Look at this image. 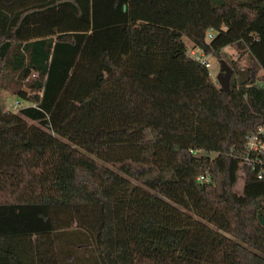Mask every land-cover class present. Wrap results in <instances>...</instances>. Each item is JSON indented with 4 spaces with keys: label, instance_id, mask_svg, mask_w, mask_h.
Returning <instances> with one entry per match:
<instances>
[{
    "label": "trees",
    "instance_id": "1",
    "mask_svg": "<svg viewBox=\"0 0 264 264\" xmlns=\"http://www.w3.org/2000/svg\"><path fill=\"white\" fill-rule=\"evenodd\" d=\"M1 90L0 264H264V0H0Z\"/></svg>",
    "mask_w": 264,
    "mask_h": 264
},
{
    "label": "rangeland",
    "instance_id": "2",
    "mask_svg": "<svg viewBox=\"0 0 264 264\" xmlns=\"http://www.w3.org/2000/svg\"><path fill=\"white\" fill-rule=\"evenodd\" d=\"M212 1L216 4H220L223 2H225V3H227V2H238L241 0H212ZM185 43L187 46L190 45V42L186 39H185ZM221 57L222 58L219 59L214 55L208 56V63H209L208 70L210 73V78L213 80V82H217L216 76L220 70V61L221 60L225 61L228 65L231 62L237 63V67L231 75L232 80L238 81V80L244 78L245 72L243 69L248 64L247 60H245L244 57H239V55L236 53V51L231 46H227V47L223 48V50L221 51ZM18 102H19V100L16 99L15 97H11L7 91H4V90L0 91V106L4 110L15 111L17 108ZM242 183H243V180H242V177L240 174V176L238 177L236 186H235V189L237 192H241Z\"/></svg>",
    "mask_w": 264,
    "mask_h": 264
},
{
    "label": "built area",
    "instance_id": "3",
    "mask_svg": "<svg viewBox=\"0 0 264 264\" xmlns=\"http://www.w3.org/2000/svg\"><path fill=\"white\" fill-rule=\"evenodd\" d=\"M208 36L211 37V34ZM187 48L189 57L200 62L205 67H209V55L203 50L198 49L192 43ZM245 148L246 153L243 156V162L252 167L257 166V176L261 178L264 175V125L259 126L255 132H251L247 136ZM199 179H202V177H199Z\"/></svg>",
    "mask_w": 264,
    "mask_h": 264
},
{
    "label": "water",
    "instance_id": "4",
    "mask_svg": "<svg viewBox=\"0 0 264 264\" xmlns=\"http://www.w3.org/2000/svg\"><path fill=\"white\" fill-rule=\"evenodd\" d=\"M125 9V6H124ZM233 73L232 68L223 60L220 61V70L216 76V81L220 91H228L229 82Z\"/></svg>",
    "mask_w": 264,
    "mask_h": 264
},
{
    "label": "crops",
    "instance_id": "5",
    "mask_svg": "<svg viewBox=\"0 0 264 264\" xmlns=\"http://www.w3.org/2000/svg\"><path fill=\"white\" fill-rule=\"evenodd\" d=\"M10 99H11V98H10ZM10 99H9V100H10Z\"/></svg>",
    "mask_w": 264,
    "mask_h": 264
}]
</instances>
